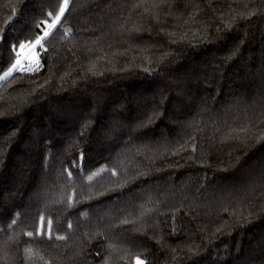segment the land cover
I'll return each instance as SVG.
<instances>
[{"label":"trees","instance_id":"1","mask_svg":"<svg viewBox=\"0 0 264 264\" xmlns=\"http://www.w3.org/2000/svg\"><path fill=\"white\" fill-rule=\"evenodd\" d=\"M64 2L0 0V264H264V0Z\"/></svg>","mask_w":264,"mask_h":264},{"label":"snow or ice","instance_id":"2","mask_svg":"<svg viewBox=\"0 0 264 264\" xmlns=\"http://www.w3.org/2000/svg\"><path fill=\"white\" fill-rule=\"evenodd\" d=\"M67 3H68V0H65L64 5L60 8V15H58L56 17L57 21H59L60 16H62L64 14V9L67 7ZM153 6L155 7L156 5H153ZM49 15H51V13ZM52 26L53 25H49V27H52ZM47 36H48V33L45 32L44 37H47ZM42 40H43V37L37 38V40L35 41L36 45H40L42 43ZM19 47L23 48V47H25V45L21 44ZM17 55H19V54L17 53ZM19 64H20V61L17 59V61L15 63H13L11 65V67L8 68L7 71L4 72L3 77H0V79H6L9 76H11L14 70H18ZM13 223H15V221H13ZM50 227H51V221H47L45 224H42V229H44L46 232H48V236L51 239L52 238L51 232L48 231V229H50ZM69 227H71V226H69ZM27 235L31 236L32 233H27ZM55 238L60 239V240L64 239V237H60V236H57ZM138 264H143V262L138 261Z\"/></svg>","mask_w":264,"mask_h":264},{"label":"water","instance_id":"3","mask_svg":"<svg viewBox=\"0 0 264 264\" xmlns=\"http://www.w3.org/2000/svg\"><path fill=\"white\" fill-rule=\"evenodd\" d=\"M18 19V15L17 14H14L7 22L6 24L4 25L3 27V30L1 32V35H0V40H3L4 39V36L6 34V32L8 31V29L11 27V25ZM64 30L65 32L67 33H73V29L71 28V26L69 24L65 25L64 26Z\"/></svg>","mask_w":264,"mask_h":264},{"label":"rangeland","instance_id":"4","mask_svg":"<svg viewBox=\"0 0 264 264\" xmlns=\"http://www.w3.org/2000/svg\"><path fill=\"white\" fill-rule=\"evenodd\" d=\"M34 48H35V46H29V47L26 46V47H24L25 56L28 55L29 53H32L34 51ZM23 61H27V59L20 61V63L23 62Z\"/></svg>","mask_w":264,"mask_h":264}]
</instances>
